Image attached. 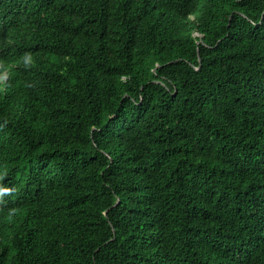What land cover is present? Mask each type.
Returning <instances> with one entry per match:
<instances>
[{"label": "trees", "instance_id": "1", "mask_svg": "<svg viewBox=\"0 0 264 264\" xmlns=\"http://www.w3.org/2000/svg\"><path fill=\"white\" fill-rule=\"evenodd\" d=\"M0 264H264V0H0Z\"/></svg>", "mask_w": 264, "mask_h": 264}]
</instances>
